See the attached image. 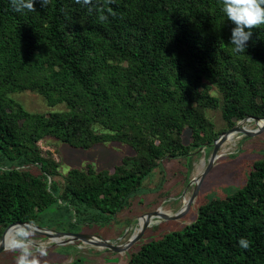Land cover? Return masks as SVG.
I'll return each mask as SVG.
<instances>
[{"label":"trees","instance_id":"trees-1","mask_svg":"<svg viewBox=\"0 0 264 264\" xmlns=\"http://www.w3.org/2000/svg\"><path fill=\"white\" fill-rule=\"evenodd\" d=\"M89 7L35 0L36 11H16L0 0V240L17 223L112 226L163 160L211 152L239 121L264 120V25L235 54L221 0H114L103 23ZM26 91L67 110L30 113L11 97ZM218 109L222 132L207 117ZM50 137L78 149L128 144L134 155L109 170L74 169L60 188V162L39 145ZM127 264H264V161L243 188L144 241Z\"/></svg>","mask_w":264,"mask_h":264},{"label":"rangeland","instance_id":"rangeland-1","mask_svg":"<svg viewBox=\"0 0 264 264\" xmlns=\"http://www.w3.org/2000/svg\"><path fill=\"white\" fill-rule=\"evenodd\" d=\"M211 94L222 102V96L217 89L212 87ZM11 97L33 114L48 116L50 113L67 110L64 104H52L35 92L26 91L12 94ZM207 117L214 124L216 132L226 130L227 124L221 110H207ZM244 127L249 131L257 129L253 121L247 122ZM190 138V133L186 132L185 144L190 143ZM39 145L42 151L51 152L54 159L60 162L59 176L55 178L60 188L63 187V177L74 169L109 170L120 165L125 157L134 155L133 149L128 144L119 143H105L90 149H78L50 137ZM212 151L208 152L206 148H203L199 153L192 154L190 158L163 160L161 166L144 181L142 189L130 199V205L116 221L112 222V226L103 224H93L89 228L82 226L78 234L98 236L115 246H123L136 234L139 219L142 216L157 210L174 215L192 196L194 186L190 184L205 171ZM219 155L220 158L206 175L190 211L178 221L153 220L154 224L152 223V226L147 229L142 240L127 252L117 254L81 242L56 245L50 239L36 235L37 239L44 241L48 246V256L43 259L47 264H73L79 259L82 260V264H127L132 252L138 250L144 241L151 240L160 233L182 229L194 222L201 204L213 199H224L243 188L253 164L264 161V133L255 137L235 134L232 140L222 146ZM44 229L58 232L53 229ZM70 246L73 248L62 250L63 247ZM11 255L10 251L2 252L0 264H15V258Z\"/></svg>","mask_w":264,"mask_h":264},{"label":"clouds","instance_id":"clouds-1","mask_svg":"<svg viewBox=\"0 0 264 264\" xmlns=\"http://www.w3.org/2000/svg\"><path fill=\"white\" fill-rule=\"evenodd\" d=\"M50 0H40L41 6L46 8ZM77 4L91 6L89 11L94 9L99 13L98 20L107 22L109 15L115 17V12L111 5L114 0H104L103 5L93 4V0H75ZM11 4L16 11H36L35 0H11ZM222 12L226 15L228 21H231L235 27L232 29L230 45L235 54H241L246 51V44L252 38V30L264 25V0H221ZM239 245L247 250L250 248V241L240 238ZM5 251L17 254L15 264H47L43 258L48 256L47 244L36 238V233L24 226L17 227L3 244Z\"/></svg>","mask_w":264,"mask_h":264},{"label":"water","instance_id":"water-1","mask_svg":"<svg viewBox=\"0 0 264 264\" xmlns=\"http://www.w3.org/2000/svg\"><path fill=\"white\" fill-rule=\"evenodd\" d=\"M251 121H253V123L257 126V129L255 131H249L244 127V125L247 122H251ZM260 123H264V120H261L255 117H247L244 120L239 121L233 128L229 129L228 131L220 135L219 138L213 144V151L209 159L207 168L205 169V171L202 173V175L198 179H195L190 184V186L191 185L194 186V191H193L192 196L188 200V202L184 204V207L180 211L175 213L174 215H169V214L162 212L161 210H157L156 212L148 213L142 216L141 218H145L144 224L140 226L138 232L134 234L125 245L115 246L110 241L104 240L98 236L78 234V233L52 232L50 230L38 227L36 225L17 223V224H12L11 226H9L3 233L2 238L0 240V254L5 251L3 244L5 242V236H6L7 231L11 228L17 229V227L19 226L31 228L36 233V235L50 239L56 245H66V244H71L74 242H81L83 244H86V245H89L95 248L105 249L107 251H111L117 254L127 252L135 244H137L138 242L142 240L147 229L152 226L153 220L178 221L181 218H183L190 211L193 204L195 203L199 195L201 185L206 175L210 172V170L213 168L217 160L220 158L219 152L222 146L227 141H229L232 135H235V134H242L246 137H255V136H258L264 133V125L260 126ZM63 239L65 241H62Z\"/></svg>","mask_w":264,"mask_h":264},{"label":"bare ground","instance_id":"bare-ground-1","mask_svg":"<svg viewBox=\"0 0 264 264\" xmlns=\"http://www.w3.org/2000/svg\"><path fill=\"white\" fill-rule=\"evenodd\" d=\"M264 125V123H260V126H263ZM234 138V135H232L231 137H230V139H229V141L230 140H232ZM193 182V181H192ZM186 199H184V201H185ZM162 211V210H161ZM163 212V211H162ZM144 222H145V218H140L139 219V228H140V226H142L143 224H144ZM139 228H138V230H139ZM16 230V228H12L7 234H6V236H5V240L9 237V235H10V233L11 232H13V231H15ZM138 230H137V232H138ZM136 232V233H137Z\"/></svg>","mask_w":264,"mask_h":264}]
</instances>
